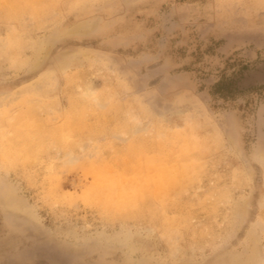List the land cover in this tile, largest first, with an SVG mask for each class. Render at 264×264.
Listing matches in <instances>:
<instances>
[{
    "label": "rangeland",
    "instance_id": "rangeland-1",
    "mask_svg": "<svg viewBox=\"0 0 264 264\" xmlns=\"http://www.w3.org/2000/svg\"><path fill=\"white\" fill-rule=\"evenodd\" d=\"M0 264H264V0H0Z\"/></svg>",
    "mask_w": 264,
    "mask_h": 264
}]
</instances>
